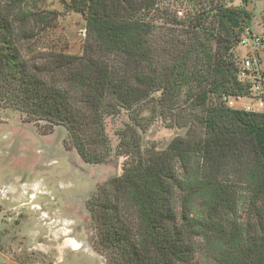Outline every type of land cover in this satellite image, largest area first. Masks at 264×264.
<instances>
[{"label": "trees", "instance_id": "obj_1", "mask_svg": "<svg viewBox=\"0 0 264 264\" xmlns=\"http://www.w3.org/2000/svg\"><path fill=\"white\" fill-rule=\"evenodd\" d=\"M159 1L62 0L85 21L82 54L52 52L39 67L20 47L52 27L53 13L32 9L29 0H0V105L65 127L67 147L89 164L111 155L106 119L128 113L116 133L121 174L87 203L96 249L108 264H264V116L221 101L245 91L232 51L253 15L246 0H190L195 7L179 20L181 33L156 37L147 18ZM147 104L152 121L169 119L184 136L163 150L145 147L138 110ZM242 203L257 230L238 216ZM127 208L133 229L123 221ZM199 248L203 261L195 257Z\"/></svg>", "mask_w": 264, "mask_h": 264}, {"label": "rangeland", "instance_id": "obj_2", "mask_svg": "<svg viewBox=\"0 0 264 264\" xmlns=\"http://www.w3.org/2000/svg\"><path fill=\"white\" fill-rule=\"evenodd\" d=\"M246 1L253 15L249 29L255 35H264V0ZM29 4L42 13L52 12L54 21L47 30L37 29L33 40L20 47L26 59L40 67L52 52L82 54L86 38L82 16L69 12L62 0H29ZM241 4L242 0L232 2L233 6ZM194 7L190 0H162L147 19L153 21L156 37L169 31L180 34L184 26L178 24L179 20ZM178 10L181 17L176 14ZM236 47L232 51L234 64L236 56L244 52ZM260 55L264 69L263 49ZM67 88L73 104L86 111L79 94L69 85ZM184 92L182 89L179 102ZM150 106L138 110V122L147 125L141 132L142 144L163 150L172 139L184 136L185 129L171 128L169 119L152 121ZM128 123L125 111L106 119L111 155L104 163L89 164L75 149L67 147L65 127L0 105V264H108L106 252L96 249V226L87 203L99 186L121 174L124 158L115 156L116 133ZM95 153L100 155L103 148L98 147ZM231 181L238 179L233 177ZM236 187L240 188L239 184ZM242 193L248 194L243 184ZM123 213V221L133 229L135 214L129 208ZM239 215L245 226L258 229V221L246 204L242 203ZM201 249L195 255L198 261L205 258Z\"/></svg>", "mask_w": 264, "mask_h": 264}, {"label": "built area", "instance_id": "obj_3", "mask_svg": "<svg viewBox=\"0 0 264 264\" xmlns=\"http://www.w3.org/2000/svg\"><path fill=\"white\" fill-rule=\"evenodd\" d=\"M176 14L181 17L182 12ZM244 52L235 60L236 81L245 91L238 95H223L222 104L248 114L264 116V69L260 50H264V35H255L249 28L240 33L237 47Z\"/></svg>", "mask_w": 264, "mask_h": 264}]
</instances>
